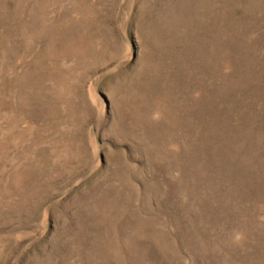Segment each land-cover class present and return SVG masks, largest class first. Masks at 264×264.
Listing matches in <instances>:
<instances>
[{
  "label": "rangeland",
  "instance_id": "374dc122",
  "mask_svg": "<svg viewBox=\"0 0 264 264\" xmlns=\"http://www.w3.org/2000/svg\"><path fill=\"white\" fill-rule=\"evenodd\" d=\"M0 264H264V0H0Z\"/></svg>",
  "mask_w": 264,
  "mask_h": 264
}]
</instances>
